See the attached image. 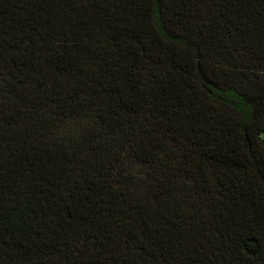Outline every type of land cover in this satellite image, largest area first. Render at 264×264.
<instances>
[{
    "label": "trees",
    "instance_id": "obj_1",
    "mask_svg": "<svg viewBox=\"0 0 264 264\" xmlns=\"http://www.w3.org/2000/svg\"><path fill=\"white\" fill-rule=\"evenodd\" d=\"M0 264H264V0H0Z\"/></svg>",
    "mask_w": 264,
    "mask_h": 264
}]
</instances>
